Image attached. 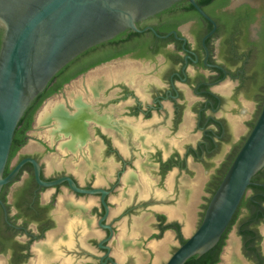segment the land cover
I'll return each mask as SVG.
<instances>
[{"label": "flooded vegetation", "instance_id": "obj_1", "mask_svg": "<svg viewBox=\"0 0 264 264\" xmlns=\"http://www.w3.org/2000/svg\"><path fill=\"white\" fill-rule=\"evenodd\" d=\"M177 3L79 54L36 98L5 176L25 162L0 192V264H166L200 226L264 105V0L202 8L213 21ZM29 159L63 180L40 183ZM258 173L208 264H264Z\"/></svg>", "mask_w": 264, "mask_h": 264}, {"label": "water", "instance_id": "obj_2", "mask_svg": "<svg viewBox=\"0 0 264 264\" xmlns=\"http://www.w3.org/2000/svg\"><path fill=\"white\" fill-rule=\"evenodd\" d=\"M179 1L191 3L213 21L196 0H0V192L25 162L5 176L16 128L51 79L75 57L99 43L124 31L153 29H140L138 23ZM261 2L232 0L228 8ZM215 29L216 26L204 41ZM263 168L264 105L213 195L200 226L166 264H185L191 257L211 250L228 227L254 176ZM36 175L45 185L63 180H41L37 164Z\"/></svg>", "mask_w": 264, "mask_h": 264}, {"label": "trees", "instance_id": "obj_3", "mask_svg": "<svg viewBox=\"0 0 264 264\" xmlns=\"http://www.w3.org/2000/svg\"><path fill=\"white\" fill-rule=\"evenodd\" d=\"M196 1L202 8L208 9L210 11L214 7H224V6L228 5L231 0H196ZM178 4H180V3L175 4V6H177ZM186 6L189 9H191L192 11H190L189 13H186L185 19L194 18L197 14H199L196 11L195 7L191 3L187 2ZM158 31L161 32V30H158ZM135 34L136 33L132 31V35H135ZM0 44H1V31H0ZM44 98L40 99L38 102L36 99L29 106V108L26 110L23 117L21 118V120H20V122L16 128L15 134H14L13 143H12V147H11L12 153L15 152L16 150H18V148L22 145L23 142L21 141V137H22V134L24 133L23 128H25V127L28 128L31 126V123L34 120V115L37 112V110L40 108V106L43 104ZM259 178H260V176L258 173L254 176L253 181L259 180ZM213 250L214 249H211L210 251H208L207 253H205L201 256L195 255V256L191 257L190 259H188L185 264H208L210 262L211 253L213 252Z\"/></svg>", "mask_w": 264, "mask_h": 264}, {"label": "bare ground", "instance_id": "obj_4", "mask_svg": "<svg viewBox=\"0 0 264 264\" xmlns=\"http://www.w3.org/2000/svg\"><path fill=\"white\" fill-rule=\"evenodd\" d=\"M50 116V111H49V108L46 107L42 113L40 114V117H39V121L42 122V121H45L49 118ZM234 242V241H233ZM232 244V243H231ZM233 246V245H232ZM235 247V246H234Z\"/></svg>", "mask_w": 264, "mask_h": 264}, {"label": "crops", "instance_id": "obj_5", "mask_svg": "<svg viewBox=\"0 0 264 264\" xmlns=\"http://www.w3.org/2000/svg\"><path fill=\"white\" fill-rule=\"evenodd\" d=\"M168 239H169V238L166 237V238L163 240V244H162V246L164 245V242L168 241ZM162 246H161V247H162ZM164 246H165V245H164ZM161 247H160V248H161ZM164 249H165V247L163 248V250H164ZM163 250H160V251H163Z\"/></svg>", "mask_w": 264, "mask_h": 264}, {"label": "rangeland", "instance_id": "obj_6", "mask_svg": "<svg viewBox=\"0 0 264 264\" xmlns=\"http://www.w3.org/2000/svg\"><path fill=\"white\" fill-rule=\"evenodd\" d=\"M47 107L49 108L50 105H48ZM249 107H250V105H249ZM161 239H162V238H161ZM163 240H164V239H163ZM163 240H162V241H163ZM163 248H164V245L160 248V250H163Z\"/></svg>", "mask_w": 264, "mask_h": 264}]
</instances>
